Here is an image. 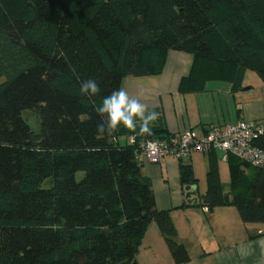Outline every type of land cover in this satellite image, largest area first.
<instances>
[{"label":"trees","instance_id":"trees-1","mask_svg":"<svg viewBox=\"0 0 264 264\" xmlns=\"http://www.w3.org/2000/svg\"><path fill=\"white\" fill-rule=\"evenodd\" d=\"M169 50L192 57L182 93L209 81L238 90L246 70L264 83V0H0V264H139L152 223L174 264L190 260L142 173L141 144L173 137L162 117L150 136L139 122L137 133L96 132L103 98L125 76L160 74ZM88 79L101 89L91 99L80 94ZM253 145L264 150V134ZM206 155V190L183 205L234 206L244 224H264V166L228 156L225 192L220 153Z\"/></svg>","mask_w":264,"mask_h":264},{"label":"crops","instance_id":"crops-1","mask_svg":"<svg viewBox=\"0 0 264 264\" xmlns=\"http://www.w3.org/2000/svg\"><path fill=\"white\" fill-rule=\"evenodd\" d=\"M191 60L188 53L169 50L160 74L125 76L120 88L138 97L148 111L158 113L171 135L224 127L241 120L264 121V83L259 77L249 79L247 71L238 90L228 82L209 81L201 91L180 92V81L187 75ZM193 154L182 162L190 164L193 171L197 165L206 168V153ZM179 162L170 156L157 163L143 161L142 173L151 182L156 207L170 210L178 239L188 249L190 260L183 264H264V224H244L230 206L211 211L184 206L186 191L180 183ZM137 261L174 264L154 223L142 239Z\"/></svg>","mask_w":264,"mask_h":264},{"label":"built area","instance_id":"built-area-1","mask_svg":"<svg viewBox=\"0 0 264 264\" xmlns=\"http://www.w3.org/2000/svg\"><path fill=\"white\" fill-rule=\"evenodd\" d=\"M262 134L264 121L241 120L206 131L190 129L169 139L145 141L141 144V157L143 161L157 163L168 156L181 160L193 152L215 150L223 161L232 155L250 166H264V150L253 145V141Z\"/></svg>","mask_w":264,"mask_h":264},{"label":"clouds","instance_id":"clouds-1","mask_svg":"<svg viewBox=\"0 0 264 264\" xmlns=\"http://www.w3.org/2000/svg\"><path fill=\"white\" fill-rule=\"evenodd\" d=\"M100 92L96 80L88 79L80 84V94L89 99L99 95ZM97 112L101 118L96 129L98 138L113 135L121 125L128 131L137 133L138 122L137 134L150 136L153 134L152 125L159 118L158 113L148 111L138 97L131 96L124 88L116 89L104 97Z\"/></svg>","mask_w":264,"mask_h":264},{"label":"rangeland","instance_id":"rangeland-1","mask_svg":"<svg viewBox=\"0 0 264 264\" xmlns=\"http://www.w3.org/2000/svg\"><path fill=\"white\" fill-rule=\"evenodd\" d=\"M246 71H247V73H249L248 75H251V76H249V79H252V78L258 79V76L253 71H251V70H246ZM22 116L25 119V121L27 122V124L32 128L33 131L37 132L39 130L38 119L34 113L29 112V111H23ZM193 153H195V154H193ZM193 153H192L193 155H197L196 153H199L201 156H203V153H200V152H193ZM206 170H207V167L205 168V165H202V166L197 165L196 171H193L194 176L197 180V192L193 196V198H195V199H198L199 196L204 194V192L206 190V177H205L206 176ZM218 171H219L220 181L223 185V189L225 192H227L228 186H229L228 163L226 161L219 159ZM81 175H82L81 173H77L76 177L80 178ZM230 209H233L232 211L236 212V208L234 206H230Z\"/></svg>","mask_w":264,"mask_h":264},{"label":"water","instance_id":"water-1","mask_svg":"<svg viewBox=\"0 0 264 264\" xmlns=\"http://www.w3.org/2000/svg\"><path fill=\"white\" fill-rule=\"evenodd\" d=\"M191 188H193V187H191V186H186L185 187V191H186V198H189V197H191L192 195H194V190H191Z\"/></svg>","mask_w":264,"mask_h":264}]
</instances>
